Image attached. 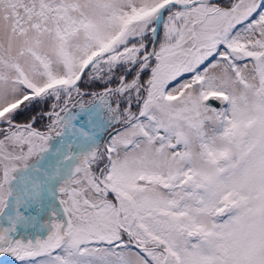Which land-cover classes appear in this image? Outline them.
Returning a JSON list of instances; mask_svg holds the SVG:
<instances>
[{"label":"snow or ice","instance_id":"snow-or-ice-1","mask_svg":"<svg viewBox=\"0 0 264 264\" xmlns=\"http://www.w3.org/2000/svg\"><path fill=\"white\" fill-rule=\"evenodd\" d=\"M0 264H264V0H0Z\"/></svg>","mask_w":264,"mask_h":264}]
</instances>
